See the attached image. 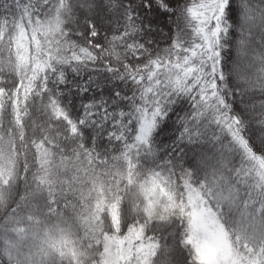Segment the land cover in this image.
<instances>
[{"label":"trees","instance_id":"16d2710c","mask_svg":"<svg viewBox=\"0 0 264 264\" xmlns=\"http://www.w3.org/2000/svg\"><path fill=\"white\" fill-rule=\"evenodd\" d=\"M264 264V0H0V264Z\"/></svg>","mask_w":264,"mask_h":264},{"label":"rangeland","instance_id":"374dc122","mask_svg":"<svg viewBox=\"0 0 264 264\" xmlns=\"http://www.w3.org/2000/svg\"><path fill=\"white\" fill-rule=\"evenodd\" d=\"M209 212L203 205L193 212L190 241L197 249L199 264H218L219 260L226 258L220 240L211 231L216 229L215 226L207 223L213 221ZM138 239L140 233L136 231L126 236L107 238L102 264H144L153 248L148 241Z\"/></svg>","mask_w":264,"mask_h":264}]
</instances>
